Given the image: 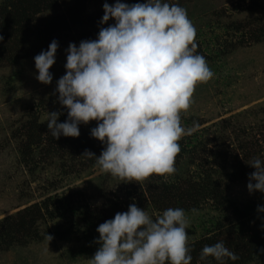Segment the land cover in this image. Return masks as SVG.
<instances>
[{"label": "clouds", "instance_id": "9594fccd", "mask_svg": "<svg viewBox=\"0 0 264 264\" xmlns=\"http://www.w3.org/2000/svg\"><path fill=\"white\" fill-rule=\"evenodd\" d=\"M103 9L100 24L115 23L101 26L97 39L70 43L66 49V72L54 94L67 109V120L59 122L62 111L49 112L48 132L56 140L78 138L81 124L96 121L91 136L105 147L99 156L88 149L81 156L95 158L103 172L127 182L173 175L181 152L178 141L200 128L197 121L182 126L181 112L195 102L196 86L215 75L197 52V29L185 8L166 0H116L105 2ZM58 48L53 40L34 57L36 79L43 84L53 82L50 69ZM247 163L255 169L249 174V192H264V160ZM257 210L264 212V207ZM190 224L183 208L170 207L154 219L132 203L98 226L94 242L99 247L88 264H192ZM208 257L220 264L225 258L239 259L223 241L203 247L200 259Z\"/></svg>", "mask_w": 264, "mask_h": 264}, {"label": "rangeland", "instance_id": "374dc122", "mask_svg": "<svg viewBox=\"0 0 264 264\" xmlns=\"http://www.w3.org/2000/svg\"><path fill=\"white\" fill-rule=\"evenodd\" d=\"M105 2L112 5L116 0H89L84 15L104 11ZM69 7L61 5L56 13L64 14ZM182 7L197 29L196 41L202 42L205 51L202 55L215 75L207 83L196 86L195 102L186 112H181V123L191 127L197 121L200 128L192 135L209 144L214 140L218 147H223L222 152L230 154L225 163L213 161L196 147L192 156L202 160L205 167L228 166L221 175L230 176L225 196L239 209L254 205L253 214H257L258 206L264 207V192H249V174L255 169L247 162L254 158L264 160V41L256 43L250 38L255 28L264 24V10L253 11L250 0H187ZM114 23V20L108 22ZM108 24L101 25L98 21L96 28L100 30ZM236 27L241 28L239 32ZM77 31L82 29L77 27ZM63 35L66 38L58 40L56 63L50 69L52 84L36 79L35 54L0 69V220L27 206L40 204L46 197L56 201L54 205L67 204L56 213L51 206L49 214L44 213L43 219L36 223L38 241L0 251V264H88L99 247L94 242L99 233L83 223L79 211L73 214L69 208L108 207L105 198L111 193L124 202L125 191L135 190L139 184L133 181L131 186L97 165L88 166L82 160L72 161L66 156L41 157L37 153L27 164H22L18 154L20 128L29 117L37 116L43 122L49 112L60 107L54 94L56 82L66 72V49L70 43H76L73 34ZM80 126L81 134L87 136L97 122ZM236 148L239 157L232 160ZM188 160L185 156L179 165L176 161L177 176L194 175L195 165L187 166ZM140 184L144 188V182ZM136 202L135 199L132 203ZM220 211L209 201L195 214H187L191 222L187 229L190 243L206 233L208 222L222 216L224 211L231 212L226 205ZM147 212L154 219L162 215L154 210ZM261 213L264 224V212ZM47 234L53 237L51 241ZM250 264H264V256Z\"/></svg>", "mask_w": 264, "mask_h": 264}, {"label": "trees", "instance_id": "16d2710c", "mask_svg": "<svg viewBox=\"0 0 264 264\" xmlns=\"http://www.w3.org/2000/svg\"><path fill=\"white\" fill-rule=\"evenodd\" d=\"M88 1L3 0L0 4V37H3L0 40V69L14 66L23 57L38 55L41 51L47 50L53 40L58 41L66 38L63 33L73 34L72 38L76 43H80L82 40L96 39L99 33L96 22L101 21L104 11L91 16L84 15ZM250 1L253 11L264 10V0ZM121 2L131 4L143 3L146 0H121ZM166 2L179 4L182 7L187 0H166ZM61 5L70 6L64 14L56 13ZM262 19L264 20V16ZM92 24L93 26L87 30ZM77 27L82 31L75 32ZM240 29V27L235 28L238 32ZM253 33L250 40L252 39L256 43L264 41V24L256 27ZM196 42L198 44L197 52L205 53L201 48L202 42ZM56 99L58 100V93H56ZM53 111L63 112L59 122L67 120V109L62 108L61 105L58 110ZM47 121L48 118L40 122L37 116H32L20 128L18 154L22 164H27L29 159L39 153L41 157L66 156L72 161L82 160L88 166L96 165L95 158L89 159L81 154L88 149L99 156L105 147L104 144L91 135L84 136L82 134L78 138L61 136L59 140H56L48 132ZM210 141L211 144L205 140L200 141L195 135H189L178 141L181 145V152L176 157V161L178 160L179 165L180 159L188 156L190 160H188L187 166L195 165L193 176H177V171L167 177L155 174L142 180L144 188L140 184L141 181H137L139 184L135 190L129 188V191H125L124 202L111 193L108 198H105L108 207L91 208L83 205V208L77 210L70 207V212L75 214L79 211L83 223L96 230L106 220L113 219L117 212L127 211L128 206L135 199L137 206L146 211L154 210L163 213L170 207H179L183 208L187 214L192 213L191 209L193 208L197 211L201 210L210 201L218 209V212L221 213L220 208L225 205L231 212L227 214L224 211L222 216L208 222L209 227L205 226L206 233L190 243L192 264H220L214 257L200 259V253L205 245L211 246L220 241H223L226 247L239 256L236 261L225 258L223 264H250L263 258L264 254H260V250L264 249L262 213L257 210V214H253V211H256L254 205L239 209L235 204H231L225 196L228 185L227 178L229 179L230 176L228 174L224 177L221 175L228 166H220L219 169L213 166L205 167L202 160L199 161L192 156L193 150L199 147L200 152L209 156L211 160H222L225 163V159L229 158L230 154L222 152L223 147H218L214 140ZM242 148L243 146L240 147V151ZM235 150L237 154L232 160L239 157L238 148ZM42 151L43 153H41ZM178 165L175 164L176 169H178ZM124 182L132 186L130 182ZM55 202L51 200V197H46L40 204L27 206L1 219L0 251H7L14 246L24 247L30 242L38 241L40 237L36 223L43 219L44 213L49 214L48 210L51 206H54L53 213H56L59 212L60 207L67 205L57 202L58 207L54 205Z\"/></svg>", "mask_w": 264, "mask_h": 264}]
</instances>
